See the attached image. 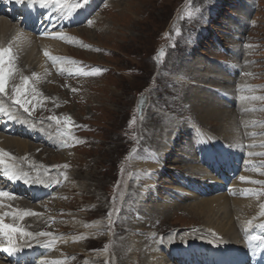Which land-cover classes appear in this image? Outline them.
Instances as JSON below:
<instances>
[{
  "label": "rangeland",
  "instance_id": "obj_1",
  "mask_svg": "<svg viewBox=\"0 0 264 264\" xmlns=\"http://www.w3.org/2000/svg\"><path fill=\"white\" fill-rule=\"evenodd\" d=\"M87 1L94 2L92 17L64 30L69 44L64 53L57 54L62 68L56 70L48 64L47 73L37 74L33 67L18 69L15 65L8 89L0 94L16 116L55 133L50 136L55 138L48 139L53 149L32 143L38 146L42 160L20 167L29 180L46 177L54 190L49 198L30 203L43 212L36 220L44 228L42 232L52 235L43 237L47 241L43 254L23 264H116L115 246L127 235L114 233L124 232L123 223L130 220L136 224L146 220L152 225L143 231L150 237L146 244L140 237L136 239L145 254L164 248L167 237L172 240L174 234L198 236L199 243L210 236L219 239L209 233L206 219L192 208L196 199H178L176 188L180 181L197 188L206 184L184 165L189 157L186 153L191 151L197 161L202 150L195 146L198 142L190 145L189 141L198 140L194 135L197 128L219 136L231 153L246 156L257 152L259 157L250 159L247 166L257 167L258 175L264 173V100L251 99L264 97V0ZM80 2V8L89 6ZM245 7L248 11L242 15L239 10ZM56 25L61 24L58 21ZM13 57L15 60L17 52ZM196 61L215 64L214 70L223 74L216 81L219 84L216 75L211 76L210 70ZM77 68L102 71L83 76L74 74ZM194 74L204 75L207 83H196ZM24 78L29 81L23 96L29 101L25 105L28 112L14 103V89L25 88ZM238 87L242 88L239 94ZM194 91L202 93L206 107L208 98L222 105L228 121L234 122L236 135L218 134L219 122L207 124L198 119L200 112L193 111L189 97ZM238 95L247 101L245 108L236 103ZM163 128L173 130L171 144H159L162 137L156 135ZM253 179L260 183H253L249 191L261 193L258 197L264 204V178ZM201 190L208 196L220 194ZM223 213L215 215L212 222L228 223V215ZM156 228L164 232L156 236ZM52 238L63 240L61 247H47ZM107 251L110 254L103 257L102 252ZM203 256L210 264L208 255ZM146 264L155 263L148 258Z\"/></svg>",
  "mask_w": 264,
  "mask_h": 264
},
{
  "label": "bare ground",
  "instance_id": "obj_2",
  "mask_svg": "<svg viewBox=\"0 0 264 264\" xmlns=\"http://www.w3.org/2000/svg\"><path fill=\"white\" fill-rule=\"evenodd\" d=\"M15 1L16 0H0L1 4H3V5L6 4L10 14H12L14 16L17 14L18 16L21 17V21L19 23V22H14L13 20L9 19L8 17L0 16V48H3V49L11 48L12 54L17 52V57L13 61V68H15L14 66L16 65V67L18 69H23L26 65H28L30 68L33 67L34 68L33 71L36 72L37 74H38V72H44V71H45V73H47L49 71L47 69V67L49 66L48 64H52L56 70L62 68L61 60L60 61L58 60V62L54 64L48 57H46L44 55V52H48L50 56L56 57V58H57V54L59 52H61V53L65 52L66 43L68 41L66 40L67 41L66 42L65 40H61V39L50 38L48 36V34L51 33V34L55 35V34L59 33L63 36H65L67 34L64 31H62L63 30L62 25L57 26L56 24L58 22L57 17L63 13H68L69 11L66 9H62L58 6H55L52 3H48L47 6H41L39 4L36 7L37 12L34 13V16L30 18L29 15L24 14V11H25L24 9H21L19 12L15 11L19 7V4H17ZM70 4L75 5L73 3H70ZM248 8H246V7L242 8L241 10H239V12L242 15L243 14L246 15ZM73 10L79 12V10H81V8L79 6V7L73 8ZM84 12H86V11H84ZM84 12H82V14L79 13L77 15V17L82 18L84 16ZM60 22H62V21H60ZM44 24H46V25L43 27ZM233 26L230 25L231 31L234 28ZM36 33H38V34H36ZM67 44H69V43H67ZM196 64L200 65L201 62L198 63L196 61ZM201 65L203 67L206 66L210 70L209 72H211V76L214 77L216 75L215 83H218L216 81H218V79H220L219 78L220 75L221 76L223 75L222 71L220 69H218V71L214 70V69H217V66L215 64L213 65V64H210L208 62L207 63L203 62V64H201ZM46 70H48V71H46ZM214 71H216V72H214ZM187 75H188V73H187ZM191 75H192V73H191ZM9 77H12V75H10ZM9 77H8V79H9ZM204 77H205L204 75L200 76V75L194 74L192 79H195L196 83L197 82H200V84H201V82L207 83L205 81L207 78L205 77L206 79H204ZM197 78H198V80H197ZM8 79H7V81H8ZM226 79H227V77H226ZM7 84H8V82L6 83V87L8 86ZM189 84H192V82H190ZM194 84H195V82H194ZM198 86H200V85H198ZM213 86H215V84H213ZM241 90H242V88L238 87L237 93L238 94L241 93ZM194 93H195L194 95H191L189 97H190V102H192V105H193L192 106L193 111H195L197 113L200 112V114H199L200 117L198 119L204 120L202 122H205L207 124H209L210 120L212 122L213 121L219 122L218 124H220L219 125L220 127H218L219 128L218 134L222 133L223 135H226L228 137L236 135L237 129L234 128V122L231 120L228 121L227 116L224 115V113L222 111V105L218 104L216 101H213V100L208 98V107H206L205 105L207 103L205 102V97H203L202 93H199L198 91L197 92L194 91ZM219 93H221V92H219ZM219 93L217 94V96L218 95L220 96ZM242 97H244V96L238 95V98H237L238 100L236 103L239 104L241 106V108H245V105L248 103L245 100V98L242 99ZM225 104H231V103H225ZM5 108L7 109V106H5ZM226 114H227V112H226ZM18 118H19V120H22V123L19 122V126H20L19 131L22 130V133L29 132V133H31V135H34L35 137H41V135H43V136H45L46 139L55 138V137H50L51 134L55 135V133L52 132L51 130L44 128V130L47 131L46 132L43 129L39 128V127H43L44 125L39 126V124H40L39 123V124H37L39 127H37L33 124H30L27 120H24L20 117H18ZM229 118H231V117H229ZM232 120H234V119L232 118ZM237 122L239 123V121H237ZM241 122H243V121H241ZM226 126H229L230 128L227 127L228 129L225 130ZM51 127H53V125ZM223 130H225V131L223 132ZM158 132H159L158 134L156 133L157 134L156 136H158L157 138H161V137L163 138V139L161 138V140L159 141L160 142L159 144H161V145H163L165 143L171 144V142L169 143L170 137L173 135L172 134L173 130L171 128H163V129L159 130ZM240 132H242V131H240ZM194 135L198 140H196V142L189 140L191 142L190 145H193V143L198 142V145H195V146L200 147L202 150L199 151V156H198L197 161H196L197 158L193 157L192 156L193 154L191 155V153H192L191 151H189L188 154L186 153V155L189 157L186 160L187 162L184 165H188L187 167L190 168V171H192L191 173L195 174L197 176V178H199V181L201 182V184L204 182L206 184L203 185L202 187L197 188V187H194L190 184H186L185 181H180L179 187L176 188V195H177L176 197L178 199H183V200H190V199L195 198L196 199L194 201L195 204H194V207H192V208L195 209L198 212V214H200L201 216H203L206 219V222L205 223L203 222V223H204L205 227L209 230V233L210 232L212 234L214 233L216 235V237H218L219 239L210 236L205 240V242L201 241V243H199L200 240L197 238L198 236L197 237L193 236V238H191V237H188L187 235L184 236L182 234H179V235H176V237H175V234H174V238L172 240L170 237H167L166 241L164 242L165 245H163L164 248H162L161 250L157 249L153 253L145 254L144 250L142 249V246L136 241V239L140 237L141 241L143 240L142 244L143 243L146 244V242H148L150 240V237L148 235H145L143 231L150 229L152 225L150 222H147L146 220H144L145 223H142V221L140 220L141 223H138V224H136V222L130 220L127 223H123L124 230L127 233L125 231L124 232H118L120 230H118L117 232L115 231V233H114L115 236H116V234H117V236H120L123 234L127 235L126 237H124L120 241V243L118 245L115 246V249L118 248V251H115V253H114L115 254L114 257L117 258L116 264H146L148 258L155 264H177V261H175V259L172 258L174 255H178V257L184 258V260H186V259L189 260L190 254H193L192 256L198 255V254H199V256H202V255L206 254V255H208L207 258L210 260V264H223L224 259L220 260V258H221L220 255L222 253L226 252L227 249H232V250L236 251L237 249L240 248L241 237H242L241 235H242V232H245V228H247V229L257 228V227H259L260 224H264V216L260 215V212H261L260 206L262 205V202L260 200V197L250 194L249 188L253 183L248 182V181H255L253 179V177H255V176H260V177L264 178V173H261V174L259 173V175L256 173L257 167L247 166V162L250 159H252L254 157H259L258 153L255 152L253 155L247 154L246 156L240 155L239 153H231L225 149L226 147L223 145L222 141L218 138L219 136L217 137V136L212 135V134L209 135L202 130H198V128L194 132ZM242 135L246 136V134H244V133H242ZM20 138H18L19 140H16L14 138H11V136L8 137V136H3L0 134V150H2L3 152L9 153L10 156L12 157L11 159L5 157V165L0 166V167L5 168L6 166H10V165L14 164L16 166V168L20 170V167H25L27 162H31V163L33 162L34 163V162H38L39 159L42 160L41 159L42 157H40V154H37V153H39V152H37L38 146L33 145L32 142L30 144L29 141L26 139H24L23 141H27L28 143L20 141V140H22ZM243 138H245V137H243ZM244 142H246V141H244ZM242 146H244V145H242ZM185 150H186V148H185ZM245 154H246V152H245ZM196 156H197V154H196ZM55 157L56 156H52V158H55ZM235 159L240 164L239 171H238L237 166L235 164ZM256 159H258V158H256ZM203 161L215 163L216 168H220L219 166H222L221 167L222 173L219 176L213 177L214 173L212 170H211L212 173H210V171H209L210 169L208 170V167L207 168H206V166L202 167ZM231 161H233L234 163H232ZM182 168H184V167H182ZM37 169H39V168H37ZM54 169L56 170V168H53V170ZM216 171H218V170L216 169ZM238 172H239V175L235 178V176L237 175ZM42 175H44V174H42ZM147 175H146V177H147ZM6 177L8 178V176H6ZM146 177L144 176V178H146ZM240 177L245 178L244 182H242L240 180ZM46 179H47L46 177L42 178V179H37V178L33 179L32 178L30 180L28 179L27 183H25L23 179H20V181L22 183L20 185L22 186V188H25L28 185L36 186L35 188L32 189V192L36 196L39 197V195L41 193H43L44 189L46 188V185H47ZM147 183H148V181H147ZM222 185H224V186L229 185V187H226L225 189H223L221 187ZM207 186H209V187H207ZM37 188H38V191H36ZM201 188H206L209 193L212 191H217V192L220 191V194H216V196H215V194H214V196L212 194H210L209 196L210 197L212 196L210 198L206 192L204 193L201 190ZM226 190H228V192ZM258 200H259V202H258ZM0 203H2L4 205V207L0 208V215H4L5 213H12V212H15L16 210H19L21 212L30 211V212H35V213L39 214V215H30V216L24 217L22 220L21 219H13V217L11 215H8L5 217V223L15 224L16 226L24 229L27 232H31V233H39V232H42L44 230V228L41 227V223L36 222V220L39 219V217L42 216V214H43V212H41L39 207H33L30 205V202L21 201L18 198L11 199V200L5 198L2 201H0ZM252 204H257V205L252 207ZM258 207H260V209H257ZM251 208H253V209L250 210ZM227 209H228V211H227ZM223 211H225V215H228L229 222L228 223L224 222L225 224H223V225H216L215 223L212 222L213 218L215 215H217L219 213L224 214ZM242 212H245V214H247V216L241 215ZM233 218H234V220H233V222H231V219H233ZM249 220H252V222H253L251 226L247 225V221H249ZM153 231H154L156 236H158V234H160V233L162 234L164 232V231L159 230L157 228L154 229ZM73 232H70V233H73ZM186 232H184V233H186ZM2 238H3V240L0 241V248L7 246L6 238H4V237H2ZM52 239H50V241ZM61 239H64L63 236ZM59 240H60V238H55V243L53 244L54 247H58L61 244V241H63V240H60V241ZM236 240H238V241H236ZM44 242H47V241H44L43 237H37V238L33 239L32 237H21V236L17 235L14 237V243H15L18 251L10 254L8 252L0 250V253L2 255L6 256V257L2 258V260H0V264H23L24 260L27 261L30 258L32 260V257L43 254V252L45 251ZM252 244L255 246L257 244V242L253 241ZM59 247H61V245ZM252 252H253V254H256V255L260 254V247L252 248ZM106 253H108V255L110 254V252L107 251V252H102L101 255L103 257L104 256L107 257ZM233 254H234V251H231V253L228 254V255H232V256H230L231 258L229 259V263L230 264H237V261H236L237 255H235V257H234ZM49 256H51V255H49ZM6 258H8L9 260L6 261ZM193 258H195L198 261L196 256ZM178 259H180V258H178ZM43 260H44V258H43ZM43 260L41 259V262H43ZM33 264H35V263H33Z\"/></svg>",
  "mask_w": 264,
  "mask_h": 264
},
{
  "label": "snow or ice",
  "instance_id": "obj_3",
  "mask_svg": "<svg viewBox=\"0 0 264 264\" xmlns=\"http://www.w3.org/2000/svg\"><path fill=\"white\" fill-rule=\"evenodd\" d=\"M17 2H22V0H17ZM30 2H31V0H30ZM35 2H38L41 6H47L48 3H52L55 6H58L62 9L68 10L69 14L71 13V10L73 8L82 6V3L80 2V0H77V3L75 5L70 4L69 0H35ZM83 2L86 3L87 0H83ZM88 24L91 25L92 21L90 20L88 22ZM48 36L50 38L61 39V40H65V41L69 39L68 37L63 36L59 33H57L55 35L49 33ZM44 55L46 57H48L54 64L58 62V58L50 56L48 52H44ZM13 60H14V57H13L11 48H8V49L0 48V94L5 93L7 79L14 71ZM69 63H74V62L69 61ZM100 71H102V70L97 69L95 71H85L83 68H77V69H75L74 74H76V75L82 74L83 76H90V75H95L96 72H100ZM23 83L25 85V88H23V89L15 88L14 89V96H15L14 103L19 105L21 108H23V110L25 112H28L29 108L25 107V105L28 104L29 101L23 99V96H24L25 92L27 91V85L29 83L28 79L24 78ZM33 94L35 95L34 89H33ZM242 99H244V97H242ZM251 99H253V100H256V99L264 100V97H251ZM0 113H4V114L8 115L13 120L17 119V116L14 115L13 113L9 112L3 106L2 103H0ZM50 119H55V118L52 117ZM57 123H59V121H57ZM64 123L66 125L71 126L68 120H65ZM261 147H264V145H261ZM5 157H7L9 159L12 158L9 153H6V152H3L2 150H0V166L5 165ZM64 167L67 168L68 166L64 165ZM4 174L12 180L23 179L25 183L28 182V173L17 169L14 164L10 165V166H6ZM240 180L242 182H244L245 178L240 177ZM248 182L260 183L258 181H248ZM250 194L254 195V196L261 195V193H256V192H253ZM5 198L9 199V200L15 199L13 194H11L7 191L0 190V201H2ZM2 207H4V205L2 203H0V208H2ZM260 207H261L260 215L264 216V204H262ZM8 215H11L13 217V219H21L22 220L24 217H27L30 215H39V214L35 213V212H30V211L21 212L19 210H16L15 212H12V213H5L4 215H0V237L6 238V244H7L6 247L0 248V250H3V251L8 252L10 254L18 251V249L14 243V237L17 235H19L21 237H32L33 239H35L37 237H48V236L52 235L51 233H47V232H39V233L27 232L24 229L16 226L15 224L5 223V217ZM252 223H253L252 220L247 221L248 226H251ZM259 227L261 229H264V224H260ZM245 234H246V238L249 241V247L250 248L260 247L261 245H264V235H248V229L247 228H245ZM253 241L257 242V244L255 246L252 244ZM54 243H55V238H53L50 241V243H48L46 246L51 247L52 244H54ZM54 264H61V262L57 261V262H54Z\"/></svg>",
  "mask_w": 264,
  "mask_h": 264
}]
</instances>
